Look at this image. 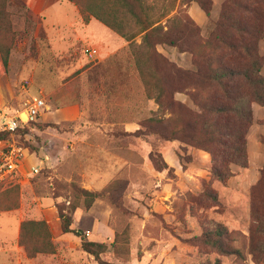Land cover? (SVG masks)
I'll use <instances>...</instances> for the list:
<instances>
[{
	"label": "rangeland",
	"instance_id": "1",
	"mask_svg": "<svg viewBox=\"0 0 264 264\" xmlns=\"http://www.w3.org/2000/svg\"><path fill=\"white\" fill-rule=\"evenodd\" d=\"M180 1L146 0L149 20L164 25L177 14ZM207 1L211 2L210 14L199 26L203 39L224 0ZM76 9L64 1L44 19L30 13L26 0H13L8 7L13 29L21 35V50L11 54L0 77V110L21 111L38 95L46 108L42 116L24 126L26 132L7 138L30 165L23 183L16 180L17 194L0 189V209L3 201L15 200L18 206L10 212L27 220L37 218L34 211L39 207L53 208L59 218L57 206L63 207L71 218V242L81 245L83 239L104 244L100 258L106 264H206L218 255L204 252L192 240L200 236L203 221L213 220L234 234V245L241 252L239 257H221V264H264L257 263L249 251L250 229L255 224L250 190L264 165V125L260 124L264 107L252 106L255 123L247 133L248 168L231 166L234 176L227 186L222 185L210 174L207 153L158 135L135 134L141 121L159 116L155 115L157 106L146 100L133 72L124 70V66L130 68L127 45L103 60L85 55L91 48L103 53L90 41L87 23ZM133 31L139 45L142 33L136 26ZM259 50L264 53V40ZM157 51L179 68L190 69V54L175 48L170 52L164 46ZM113 57L120 59L121 69L109 61ZM122 76L123 86L119 84ZM175 100L192 108L184 94H176ZM44 124L56 127L38 126ZM150 154H159L173 171H157ZM31 166L38 170L36 174L30 173ZM111 183L114 190L97 197L87 209L84 198L75 197L76 189L100 193ZM75 205L78 208L70 212ZM49 228L52 237L54 231L56 235L57 228ZM90 262L96 264L93 258Z\"/></svg>",
	"mask_w": 264,
	"mask_h": 264
},
{
	"label": "trees",
	"instance_id": "2",
	"mask_svg": "<svg viewBox=\"0 0 264 264\" xmlns=\"http://www.w3.org/2000/svg\"><path fill=\"white\" fill-rule=\"evenodd\" d=\"M73 4L83 23L95 19L127 42L128 64L145 94L157 106L155 115L139 123L136 135L154 134L170 142H179L210 156V174L227 186L234 176L231 166L248 168L247 133L255 123L252 106L264 107V53L259 42L264 40V0H224L218 18L206 38H202L199 25L190 17V4L196 3L208 18L211 2L207 0H181L180 8L164 25L149 20L146 0H65ZM13 0H0V77L6 72L10 56L20 51L21 35L13 29L8 7ZM139 28L141 43L134 39ZM158 46L175 48L179 53L191 56L190 69H181L157 51ZM121 69L120 59L111 58ZM126 77L127 74L123 73ZM124 76L119 82L124 84ZM131 77V76H129ZM131 80V78H128ZM186 95L192 108L175 100V95ZM168 115V117H165ZM31 124V123H29ZM264 125V120L260 121ZM53 127L55 125H38ZM25 128L18 129L15 133ZM23 132H26L23 131ZM15 133H0L7 139ZM264 144V138L261 139ZM152 166L159 172L173 171L159 154H150ZM16 180L0 184L3 193L17 194ZM114 190V183L100 193L81 189L74 191L77 199L84 198L87 209L98 197H105ZM210 196V194H208ZM3 201L1 212L17 208V201ZM251 216L255 224L250 229L249 251L253 259L264 261V165L260 177L250 190ZM78 206H72L74 212ZM61 220V232L73 233L69 228L70 216L57 206ZM201 234L192 241L204 252L218 255L206 264H221V257L241 255L234 245V234L220 222H202ZM78 236V235H77ZM19 244L28 257L38 254H54L57 245L49 225L44 220L27 219L21 223ZM81 250L92 256L96 264H106L100 255L106 246L81 239ZM204 254V253H202Z\"/></svg>",
	"mask_w": 264,
	"mask_h": 264
},
{
	"label": "crops",
	"instance_id": "3",
	"mask_svg": "<svg viewBox=\"0 0 264 264\" xmlns=\"http://www.w3.org/2000/svg\"><path fill=\"white\" fill-rule=\"evenodd\" d=\"M64 1L65 0H26V6L32 15L41 16V18L43 16L45 19L54 6L60 5ZM188 12L199 26H202L207 20L203 11L195 3L189 6ZM71 24L72 23H69L68 25L71 26ZM85 32L90 41L100 46V50H102L103 53L100 55L99 49L91 48L96 51V54L91 59L95 58L98 60V58L102 56V59L99 60H103L117 53L127 45V42H125L123 38L113 33L95 19H91L87 23ZM164 47L170 50V52H174V48ZM42 113L40 116L43 115ZM28 165H30V163L26 160L21 162L18 173L20 184L23 183L25 174H28L26 168ZM33 169L36 168L31 166V174ZM54 212L55 210L53 208L45 209L39 207L38 210L34 211V213L38 214L37 218H33L32 220H44L49 226L56 227V235L55 231L53 232V241L54 243H58L59 247L54 254H38L32 258L27 256L23 247L19 244L20 227L21 223L25 220L24 215L12 212H0V264H94L90 262L92 261V256L87 255L80 249V243L78 245L74 244V242L72 243L69 234L61 233V223L59 218L53 215Z\"/></svg>",
	"mask_w": 264,
	"mask_h": 264
},
{
	"label": "built area",
	"instance_id": "4",
	"mask_svg": "<svg viewBox=\"0 0 264 264\" xmlns=\"http://www.w3.org/2000/svg\"><path fill=\"white\" fill-rule=\"evenodd\" d=\"M96 54L93 49H87L85 55L92 58ZM46 104L41 95L34 96L25 104V108L13 114L0 110V133H15L34 122L45 109ZM22 162L21 149L9 143L8 139H0V184L4 181L18 180ZM37 169L32 170L36 174Z\"/></svg>",
	"mask_w": 264,
	"mask_h": 264
}]
</instances>
